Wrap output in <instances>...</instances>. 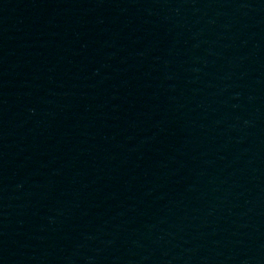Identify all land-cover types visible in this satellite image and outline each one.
Wrapping results in <instances>:
<instances>
[{
	"label": "water",
	"instance_id": "obj_1",
	"mask_svg": "<svg viewBox=\"0 0 264 264\" xmlns=\"http://www.w3.org/2000/svg\"><path fill=\"white\" fill-rule=\"evenodd\" d=\"M0 264H264V0H0Z\"/></svg>",
	"mask_w": 264,
	"mask_h": 264
}]
</instances>
